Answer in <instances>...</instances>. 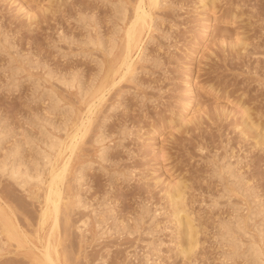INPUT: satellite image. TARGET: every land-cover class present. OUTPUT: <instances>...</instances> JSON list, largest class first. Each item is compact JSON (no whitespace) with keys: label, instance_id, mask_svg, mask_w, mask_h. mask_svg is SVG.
I'll return each instance as SVG.
<instances>
[{"label":"rangeland","instance_id":"374dc122","mask_svg":"<svg viewBox=\"0 0 264 264\" xmlns=\"http://www.w3.org/2000/svg\"><path fill=\"white\" fill-rule=\"evenodd\" d=\"M138 1L0 0V162L17 147L22 169L42 167L45 141H68L104 83L63 184L60 264H258L256 243L264 263V0H160L121 79L110 70ZM43 167L25 189L0 170L24 245L0 234V264L41 255Z\"/></svg>","mask_w":264,"mask_h":264},{"label":"bare ground","instance_id":"6f19581e","mask_svg":"<svg viewBox=\"0 0 264 264\" xmlns=\"http://www.w3.org/2000/svg\"><path fill=\"white\" fill-rule=\"evenodd\" d=\"M122 0H120L121 2ZM118 4V3H117ZM122 4V3H121ZM124 4V3H123ZM160 4V0H139L138 4L136 3V8L135 13L133 18L131 19L129 25L127 26V28H125V45H124V50H123V55L120 58V60L118 61L117 65H113L111 68V73H114V75H120L121 79L123 77H125L128 73H131L134 71L135 69V58H134V54L138 53L137 57L140 56V53L143 49V44L145 43V36L146 33L148 32L147 30L152 29V23H153V14H155V12L153 13L154 8L158 7V5ZM123 7V6H122ZM125 7V6H124ZM122 13H120V17L119 19L124 20L126 17V9L122 8ZM118 11V10H117ZM119 13V12H118ZM117 13V14H118ZM129 17V16H128ZM155 18V17H154ZM123 23V22H122ZM155 23V22H154ZM153 23V24H154ZM121 25V24H120ZM119 30V27L117 28ZM117 33V32H116ZM115 33V34H116ZM152 34V33H151ZM151 34L149 37H151ZM122 36V35H121ZM153 36V35H152ZM115 38V37H114ZM152 38V37H151ZM116 40V39H115ZM123 41V40H122ZM100 42V41H99ZM147 42V41H146ZM149 42V41H148ZM102 43V42H101ZM100 43V45H102ZM114 44V43H113ZM119 44V43H118ZM95 45V44H94ZM99 45V46H100ZM121 46V44H120ZM111 48V47H110ZM145 48V47H144ZM105 49V48H104ZM112 49V48H111ZM122 49V48H121ZM146 50V49H145ZM111 50H109L110 52ZM106 52V51H105ZM121 52V51H120ZM108 53V51H107ZM145 53V52H144ZM109 54V53H108ZM115 54V53H114ZM118 54V53H117ZM116 56V54H115ZM143 56V55H142ZM120 57V55H119ZM116 58V57H114ZM113 58V59H114ZM118 58H116L117 61ZM112 61V60H111ZM115 61V60H114ZM107 62V61H106ZM115 64V62H113ZM111 64V63H110ZM137 64V63H136ZM101 67H103V63L100 64ZM99 65V66H100ZM99 69V68H98ZM107 74V73H106ZM113 75V74H112ZM111 75V76H112ZM130 75V74H129ZM104 76V74H103ZM107 76V75H106ZM103 78V77H102ZM113 78V77H112ZM72 80V78H71ZM100 80V79H99ZM102 80V79H101ZM120 80V78H119ZM70 81V80H69ZM68 80L62 81V82H66L65 84L67 85V82L69 83ZM75 81V80H74ZM118 81H116L114 79L113 84H117ZM74 83V82H73ZM104 84V83H103ZM101 85L98 89L95 88L94 90L96 92V94L94 95V90L93 92H91V95H94V99L93 102L90 104L89 109H88V115L86 117V119H83L79 124H77L76 130L74 131L73 134L70 135V138L68 141H62L60 140L58 137L55 138V136L53 138L47 139V141H45V144L47 146V148L51 151H56L57 155L53 156L52 153L48 150V149H42L40 150V156L39 159L43 161V166L45 167H49V179L47 181L46 184V189H45V193H44V204L42 206V211L40 214V228L42 230H45L46 227L49 225V234H47L48 236L46 237L42 248H40V252L41 255L36 256L32 262L34 261L36 264H60L61 262V257L60 256V251H59V243L56 239L57 236V232H59V226L60 225V221H62V217L60 219V214H61V210L62 208V202L64 200L63 196V184L65 181V178L67 176L68 173V169L70 166V163L72 161L73 155L75 153V151L77 150V146L80 143V141L86 136V134L89 131V127L91 125L92 122V114H94V110L95 108H97L105 99L106 93L105 91L108 90L106 88V85ZM69 86L71 84H68ZM73 86V85H72ZM114 86V85H113ZM71 87V86H70ZM75 87V86H74ZM112 87V86H110ZM79 88V87H78ZM81 90V89H80ZM84 93V92H83ZM87 93V92H86ZM90 95V96H91ZM54 96L56 97V94H54ZM84 95L82 94V97ZM89 96V97H90ZM56 105L58 104V99L56 100ZM59 97V96H58ZM57 97V98H58ZM87 100V99H86ZM192 100V99H191ZM191 102V101H190ZM60 103V100H59ZM88 103V102H87ZM190 104V103H189ZM192 104V103H191ZM64 106V105H63ZM62 106V108H63ZM68 106V105H67ZM66 107V106H65ZM85 107V106H84ZM71 109V107H69ZM72 110V109H71ZM74 110V109H73ZM78 111V110H77ZM98 112V111H97ZM73 113V111H72ZM81 113V112H78ZM96 113V112H95ZM77 114V113H76ZM241 114V113H240ZM82 115V114H80ZM242 115V114H241ZM76 116V115H75ZM74 116V117H75ZM249 116V115H248ZM80 117V116H79ZM84 117V118H85ZM177 117V116H176ZM82 118V116L80 117ZM238 119V118H237ZM67 124V123H66ZM242 125V124H241ZM247 125V124H246ZM65 128V125H63ZM245 127V126H244ZM255 127V126H254ZM61 128V127H60ZM62 127V129H64ZM247 128V127H246ZM258 128V127H257ZM251 129V127H250ZM246 130V129H245ZM256 130V129H255ZM1 133V132H0ZM246 133V132H245ZM63 134V133H62ZM51 135V134H50ZM65 135V134H64ZM3 136V135H2ZM87 137V136H86ZM261 137V136H260ZM2 138V137H1ZM48 138V137H47ZM1 140V139H0ZM46 140V139H44ZM262 141V140H261ZM263 142V141H262ZM43 143V142H42ZM44 144V145H45ZM102 148V147H101ZM104 148V147H103ZM9 149V148H8ZM100 149V148H99ZM103 151V150H102ZM101 152V150H100ZM100 154V153H99ZM102 155V154H101ZM20 156V150L16 147L15 149L11 150L10 152L7 153V156L2 160V162H0V170H2V173H7V175L9 174L12 178H14V182H16L15 180H17V182H19V184L24 188L29 180L32 179H36L37 182L36 183H44V171L42 170V167L39 168L38 163L36 164V168L35 169H30L28 168V166H26L25 169H22V166H24V164L20 161L19 159ZM101 157V156H100ZM102 158V157H101ZM79 159V158H78ZM24 162V161H23ZM44 168V167H43ZM46 168V170H47ZM48 174V173H47ZM6 175V174H5ZM6 175V177H7ZM10 177V179H11ZM46 179V178H45ZM12 180V181H13ZM34 182V181H33ZM35 184V183H34ZM169 184H171L169 182ZM19 186V185H18ZM19 186V187H21ZM35 186V185H34ZM33 187V186H32ZM39 187V186H38ZM71 187V186H70ZM69 187V188H70ZM22 188V189H23ZM30 188V187H29ZM183 188V187H182ZM25 189V188H24ZM37 189V188H36ZM72 189V187H71ZM168 189V188H167ZM39 190V189H38ZM169 190V189H168ZM24 191V190H23ZM184 191V189H183ZM40 192V191H39ZM41 193V192H40ZM171 198H172V202L175 204L176 206V210H175V214L178 218V222H180L181 224H183L184 226L188 225L189 220L186 216L187 214H183V211L180 209L179 207V203L182 199V190L180 191V188H178L177 186H172L171 187ZM27 195V194H26ZM29 195V194H28ZM41 195V194H40ZM79 195V193L77 194ZM30 196V195H29ZM28 196V197H29ZM34 196V195H33ZM68 196V195H67ZM66 196V197H67ZM27 197V198H28ZM81 198V197H80ZM31 199V198H30ZM73 199V198H71ZM79 199V196H78ZM79 203L82 202L81 199L78 200ZM78 201L75 200V203H78ZM41 202V201H39ZM70 202V201H69ZM69 202H68V206H69ZM72 202V200H71ZM3 203V202H2ZM5 203V202H4ZM67 203V201H66ZM73 203V202H72ZM6 204V203H5ZM82 204V203H81ZM40 205V203H39ZM74 206L76 204H73ZM78 205V204H77ZM83 205V204H82ZM81 205V206H82ZM73 206V207H74ZM6 207V206H5ZM72 207V208H73ZM77 207V206H76ZM9 208V207H8ZM7 208V210H8ZM67 210V206L65 207ZM175 208V207H174ZM75 209V208H73ZM11 210V209H10ZM64 210V209H63ZM71 210V209H70ZM16 212V211H15ZM10 213V212H9ZM12 213V212H11ZM185 213V212H184ZM14 214V213H13ZM17 216V215H16ZM15 218V217H14ZM64 218V217H63ZM185 218V219H184ZM16 219V218H15ZM192 220V219H191ZM15 220H13L12 216L8 213H6L4 210H2L1 206H0V222H1V228H0V234L4 235L6 234L8 236V238L10 239H15L19 242V245H23L21 242V239L19 238V230H18V224L16 225ZM18 221V220H16ZM67 221V220H66ZM69 222V221H67ZM37 223H38V219H37ZM99 224V223H98ZM191 224V223H190ZM99 226V225H98ZM102 226V225H100ZM99 226V227H100ZM181 227V226H180ZM191 227V226H190ZM38 228V227H37ZM63 228V227H62ZM98 228V227H97ZM186 228V227H185ZM192 228V227H191ZM102 229V228H101ZM231 229V228H230ZM243 229V228H242ZM28 230V229H27ZM37 230V229H36ZM188 230V228H187ZM261 231V229H259ZM32 231V230H31ZM38 231V230H37ZM259 231V232H260ZM22 231L20 230V233ZM182 232V231H181ZM228 233H230L228 231ZM263 233V231H262ZM37 234V233H35ZM63 234V232H62ZM186 234V233H185ZM197 234V233H196ZM261 234V232H260ZM259 234V235H260ZM189 236V235H188ZM35 237V236H34ZM64 237V236H63ZM185 237V236H184ZM197 237V236H196ZM25 239V238H24ZM63 241V238H61ZM65 239V238H64ZM262 239V238H261ZM260 239V241H261ZM23 240V239H22ZM12 241V240H11ZM1 242V241H0ZM16 242V241H15ZM30 242V241H29ZM264 242V241H262ZM39 243V242H37ZM186 248L185 251H192V246H193V235L191 234L189 237V240L187 242L186 240ZM32 244V243H31ZM64 244V243H63ZM253 244V243H251ZM261 244V243H260ZM12 245V244H11ZM18 245V243H17ZM40 245V244H39ZM258 244H254V245H250V249H248L252 255V257H254V261H257L258 264H264L263 261L261 260V255H262V251L260 249V247L257 246ZM14 246V245H13ZM24 246V245H23ZM34 246V245H33ZM196 246V245H195ZM262 246V245H261ZM7 247V246H6ZM9 247V246H8ZM63 247V246H61ZM264 247V245H263ZM16 248V247H15ZM22 248V247H21ZM37 249V248H36ZM194 249V248H193ZM15 250V249H14ZM24 250V249H23ZM65 250V249H64ZM11 251V250H10ZM194 251V250H193ZM66 257L68 256L67 254L65 255ZM74 256V255H73ZM190 256V255H189ZM72 257V256H71ZM188 257V256H187ZM68 261V258H67Z\"/></svg>","mask_w":264,"mask_h":264}]
</instances>
